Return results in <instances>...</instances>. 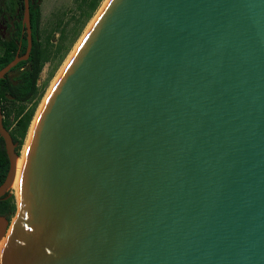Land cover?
<instances>
[{"label": "water", "instance_id": "1", "mask_svg": "<svg viewBox=\"0 0 264 264\" xmlns=\"http://www.w3.org/2000/svg\"><path fill=\"white\" fill-rule=\"evenodd\" d=\"M26 47L0 79L28 56ZM10 98V96H8ZM13 181L16 143L2 126ZM0 264H264V0H107L33 121Z\"/></svg>", "mask_w": 264, "mask_h": 264}, {"label": "trees", "instance_id": "2", "mask_svg": "<svg viewBox=\"0 0 264 264\" xmlns=\"http://www.w3.org/2000/svg\"><path fill=\"white\" fill-rule=\"evenodd\" d=\"M40 1L28 0L31 40L27 58L18 61L0 79L1 123L11 140L16 143V154L27 137L37 101L43 95L47 80L53 75L79 29L91 17L101 0H79L76 6L77 15L70 16L72 20L70 29L66 31L65 26L61 27L55 43L50 42L54 27L47 32L40 28ZM22 11L23 0H0V22L6 18L10 20V23L5 24L9 29L8 36L0 37V68L13 58L17 50L18 54L25 50L26 33L21 23ZM46 62L50 64V69L44 83L38 86L39 73ZM7 168L8 160L0 137V180L5 177ZM14 210L15 204L12 199L8 207V218Z\"/></svg>", "mask_w": 264, "mask_h": 264}, {"label": "rangeland", "instance_id": "3", "mask_svg": "<svg viewBox=\"0 0 264 264\" xmlns=\"http://www.w3.org/2000/svg\"><path fill=\"white\" fill-rule=\"evenodd\" d=\"M106 1L107 0H101L100 1L98 7L92 13L91 17L79 29L77 36L74 37V39H73V41L69 47V50L67 51V53L65 54V56L63 57L61 62L58 64L56 70L53 72V75L47 80L45 87H44L43 95L37 101L35 112H34V115L32 117L30 125H29L30 128H32L33 120L36 117L37 112L39 111L38 109L42 105V103H43V101L47 95V92L53 86V83H54L56 77L59 75L60 71L63 69V66L67 63V60L69 59L73 50L75 49V47L77 46V44L79 43V41L81 40V38L83 37L85 32L88 30L91 23L93 22V20L95 19L96 15L99 13V11L103 7V5L106 3ZM78 3H79V0H41L40 1L39 8H40V14H41V20H40L41 30H43L44 32H47V31H50L51 27H54V33H52V36L50 37L51 43H55V41L58 37V30L61 27L65 26L66 31L68 29H70V25L72 24L71 23L72 20H70V16L71 15H75V16L77 15L78 10H77L76 6ZM66 22H67V24L64 25ZM7 23H10V20L8 18L5 19L3 22H0L1 31H3V33L1 32L2 35H0V37H2V38L8 36L9 29L5 25ZM57 23H59V24H57ZM49 69H50V64H48V62H46L43 65V67L39 73V77L37 80L38 86H41L44 83ZM29 127H28L29 131L27 130L28 131L27 137H29L28 135H29V132L31 130ZM27 137L24 139L23 144L21 145V147L17 151V155L19 156V158L23 155V152L25 150V144H26L27 139H28ZM10 190L12 191L13 201L15 204V210L10 215L9 220L14 216V213L16 211V204H17L16 203L17 199H16V195H15V190L13 188H11Z\"/></svg>", "mask_w": 264, "mask_h": 264}, {"label": "flooded vegetation", "instance_id": "4", "mask_svg": "<svg viewBox=\"0 0 264 264\" xmlns=\"http://www.w3.org/2000/svg\"><path fill=\"white\" fill-rule=\"evenodd\" d=\"M3 21H1V22H3ZM1 32L3 33V31H1V27H0V35H2ZM2 181L3 180H0V184L2 183ZM11 188L12 187H11V184H10L7 188H4L0 192V217L4 218L6 221H9V218H8V215H9L8 207H9V204H10L11 200L13 199L12 191L10 190ZM0 223H1V220H0Z\"/></svg>", "mask_w": 264, "mask_h": 264}, {"label": "bare ground", "instance_id": "5", "mask_svg": "<svg viewBox=\"0 0 264 264\" xmlns=\"http://www.w3.org/2000/svg\"><path fill=\"white\" fill-rule=\"evenodd\" d=\"M94 21V20H93ZM82 39V38H81ZM81 41V40H80ZM79 41V42H80ZM78 45V44H77ZM71 56V55H70ZM70 58V57H69ZM68 61V60H67ZM65 66V65H64ZM63 66V67H64ZM62 71V70H61ZM60 71V72H61ZM60 74V73H59ZM58 77V76H57ZM57 77H56V79H57ZM56 79H55V81H56ZM54 81V82H55ZM54 84V83H53ZM52 88V87H51ZM50 88V89H51ZM50 89H49V91H50ZM49 91L47 92V94L49 93ZM47 96V95H46ZM46 98V97H45ZM45 100V99H44ZM44 102V101H43ZM43 104V103H42ZM42 106V105H41ZM41 106H40V108H41ZM39 108V109H40ZM38 109V110H39ZM35 119V118H34ZM34 121V120H33ZM32 125H33V123H32ZM31 129V128H30ZM31 131V130H30ZM29 135H30V132H29ZM28 135V136H29ZM27 138H29V137H27ZM27 141H28V139H27ZM26 144H27V142H26ZM26 144H25V149H26ZM24 152H25V150H24ZM24 152H23V155L19 158V156L16 158V160H15V173H14V178H13V181H12V183H11V187L15 190V195H16V199H18V196H17V189H18V180H19V174H20V169H21V166H22V161H23V156H24ZM16 212H17V210H16ZM3 241H4V237H2L1 238V240H0V250H1V247H2V244H3Z\"/></svg>", "mask_w": 264, "mask_h": 264}]
</instances>
